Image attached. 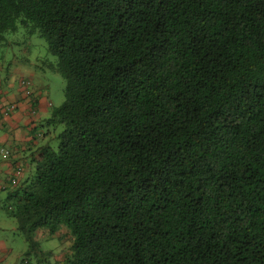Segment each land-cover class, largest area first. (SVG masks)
<instances>
[{
    "label": "trees",
    "instance_id": "trees-1",
    "mask_svg": "<svg viewBox=\"0 0 264 264\" xmlns=\"http://www.w3.org/2000/svg\"><path fill=\"white\" fill-rule=\"evenodd\" d=\"M20 28L67 80L7 191L27 254L264 264V0H0V45Z\"/></svg>",
    "mask_w": 264,
    "mask_h": 264
},
{
    "label": "rangeland",
    "instance_id": "rangeland-1",
    "mask_svg": "<svg viewBox=\"0 0 264 264\" xmlns=\"http://www.w3.org/2000/svg\"><path fill=\"white\" fill-rule=\"evenodd\" d=\"M55 60L56 58L48 50L46 39L39 35L29 36L23 28L15 33L7 34L6 40L0 45V62L4 64L2 74L10 78V82L19 89L23 88L21 84L23 77L37 81L40 86L36 85L34 94L49 97L51 112L65 101L67 87L66 78L58 71L42 67L45 61L54 62ZM23 98L26 99V97ZM36 117L37 115L33 114L31 120L35 122ZM42 131L45 132V128ZM55 142L58 143L57 140ZM6 198L7 192L1 191L0 225L4 223V220L6 222L9 220L11 226H16L15 218L5 207ZM0 234H3V231H0ZM3 235L6 239H10L6 241L7 246L11 247L8 264H61L63 251H67L70 246L68 238L61 234L50 235L48 231L45 233L38 231L37 247L32 253L27 254L29 244L21 232L11 228ZM45 252H52L51 257L42 260L41 263V256Z\"/></svg>",
    "mask_w": 264,
    "mask_h": 264
},
{
    "label": "crops",
    "instance_id": "crops-1",
    "mask_svg": "<svg viewBox=\"0 0 264 264\" xmlns=\"http://www.w3.org/2000/svg\"><path fill=\"white\" fill-rule=\"evenodd\" d=\"M4 64L0 62V102H2V109L6 104L16 102L18 109L3 114L0 110V193L1 191H8L11 186V177L13 176L14 166L16 163H21L26 168L23 178L30 171L29 160L26 157L34 151L40 141L35 140L34 135L44 133V122L51 114L48 100L42 94L38 95L36 105H33L30 99H25V94L20 88H15L10 81L11 79L2 74ZM36 85L40 86L37 81ZM37 109L36 121L31 120V110ZM14 112V113H13ZM11 113H13L11 115ZM9 149V156H5L1 150ZM9 226V227H8ZM16 229V226H11V222L4 220L0 225V231L3 234L6 230ZM0 234V264H8L11 254V247L7 246L6 237ZM11 235V234H10ZM46 253V252H45ZM43 255V254H42ZM25 264V263H24Z\"/></svg>",
    "mask_w": 264,
    "mask_h": 264
},
{
    "label": "built area",
    "instance_id": "built-area-1",
    "mask_svg": "<svg viewBox=\"0 0 264 264\" xmlns=\"http://www.w3.org/2000/svg\"><path fill=\"white\" fill-rule=\"evenodd\" d=\"M24 84H26V81H24L23 82ZM27 95H29V92H27ZM13 105H7V106H5V113L6 114H9V112L13 109ZM5 155H8V150H6V149H2L1 150ZM21 174V171H18V173H17V175H20ZM14 182H17V180H13Z\"/></svg>",
    "mask_w": 264,
    "mask_h": 264
}]
</instances>
